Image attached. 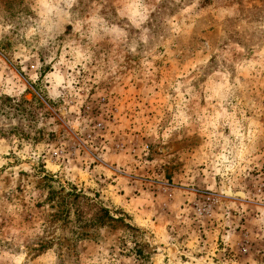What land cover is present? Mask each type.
Returning <instances> with one entry per match:
<instances>
[{
  "label": "rangeland",
  "instance_id": "374dc122",
  "mask_svg": "<svg viewBox=\"0 0 264 264\" xmlns=\"http://www.w3.org/2000/svg\"><path fill=\"white\" fill-rule=\"evenodd\" d=\"M0 264H264V0H0Z\"/></svg>",
  "mask_w": 264,
  "mask_h": 264
},
{
  "label": "trees",
  "instance_id": "16d2710c",
  "mask_svg": "<svg viewBox=\"0 0 264 264\" xmlns=\"http://www.w3.org/2000/svg\"><path fill=\"white\" fill-rule=\"evenodd\" d=\"M208 1V0H205ZM100 213L96 216L95 220H97L98 222L103 223L104 219L108 220V221H113V220H118L119 218H114L111 215H109V212L106 209H103L100 207Z\"/></svg>",
  "mask_w": 264,
  "mask_h": 264
}]
</instances>
